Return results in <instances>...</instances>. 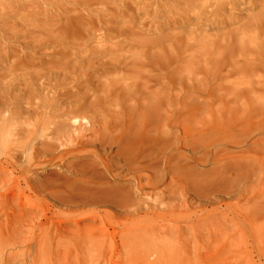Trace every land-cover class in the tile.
I'll return each instance as SVG.
<instances>
[{
    "label": "rangeland",
    "instance_id": "374dc122",
    "mask_svg": "<svg viewBox=\"0 0 264 264\" xmlns=\"http://www.w3.org/2000/svg\"><path fill=\"white\" fill-rule=\"evenodd\" d=\"M19 1L0 0V8L10 3L12 6L25 3L28 11L37 12L53 27L55 38L62 37L54 45L47 37L44 40L47 43H35L28 38L32 45L27 48L25 40L3 38L4 30L0 28V40L15 43L17 53L45 62L55 58L52 49L60 46L59 43H67L68 47L74 46L73 57L90 56L95 61L115 62L141 59L144 48L151 49L158 60L169 64L172 120L183 112L184 122L194 129L192 137L202 132L206 140L224 141L212 148L193 151L184 144L183 131L176 122L169 134L173 169H178L177 162L186 164V168L170 175V184L167 182L168 185L158 190L141 191L137 196L142 203L148 199V206L131 215L110 202L68 201L60 185L62 180L53 173V180L57 182H53L51 191L55 193L46 191L41 195L38 220L33 192L30 189L28 192L21 173L16 174H20V185L10 186L16 176L13 168L5 163V176L11 184L0 193L9 195L15 190V201L12 206L3 204L5 200L0 202V239L11 235L31 238L39 232L45 238L71 240L92 235L94 230L90 226L94 220L100 222L105 218L110 232L117 229L118 233L131 220L149 217L153 223L193 220L205 224L214 222L230 231L233 264H264V164L256 162V154L248 149L254 141L252 136L256 137L255 130L264 125V0ZM35 44L43 45L36 47ZM4 64L0 62V99L9 97L24 82L22 69L11 66L12 63ZM124 104L128 116L137 121L140 109L130 100ZM83 148L93 149V145L83 144ZM209 151H218V160ZM57 155L59 152H53L48 157ZM25 163L21 158L15 160L16 165ZM136 172L124 175L134 178L146 173L155 181L162 179L161 173L154 170ZM6 224L11 227L8 231ZM69 225L73 228H65ZM112 225L117 226L112 228ZM0 248L3 247L0 245Z\"/></svg>",
    "mask_w": 264,
    "mask_h": 264
},
{
    "label": "bare ground",
    "instance_id": "6f19581e",
    "mask_svg": "<svg viewBox=\"0 0 264 264\" xmlns=\"http://www.w3.org/2000/svg\"><path fill=\"white\" fill-rule=\"evenodd\" d=\"M21 3L0 8L3 38L25 40L27 48L32 45L28 38L35 43H47V37L53 45L57 44L61 35L55 38L53 27L45 23L43 16L28 11ZM13 44L0 40V62L22 69L24 82L9 97L0 99V190L11 184L5 176L6 163L16 176L10 186L20 185V174H16L21 173L28 192H33L38 220L41 195L46 191L55 193L51 191L53 182H57L53 173L62 180L60 185L68 201L110 202L131 215L148 206V199L142 203L138 197L141 191L158 190L170 175L186 168V164L177 162L178 169H173L169 134L176 122L183 131L184 144L193 151L224 141L206 140L202 132L192 137L194 129L184 122L183 112L172 120L169 64L158 60L151 49L144 48L141 59L95 61L90 56L73 57L74 46L59 43L52 49L55 58L44 62L29 54L20 55ZM42 80L44 83L39 84ZM126 100L140 109L137 121L128 116ZM255 131L256 137L252 136L254 141L248 149L256 154L255 161L263 165L264 125ZM83 144H91L93 149H85ZM53 152L59 155L49 158ZM209 152L218 160V151ZM17 158L26 163L16 165ZM147 170L161 173L162 179L155 181L144 173ZM132 171L144 174H131L134 178L124 175ZM14 192L0 193V202L5 200L3 204L12 206ZM149 219L128 221L120 233L117 229L110 232L106 218L100 222L95 219L90 226L94 230L92 235L71 240L45 238L36 229V236L31 238L11 235L0 239V264H233V236L224 226L193 220L153 223ZM9 225H5L7 231L11 229ZM19 247L22 249L14 251Z\"/></svg>",
    "mask_w": 264,
    "mask_h": 264
}]
</instances>
